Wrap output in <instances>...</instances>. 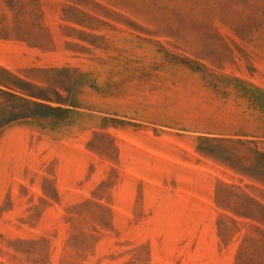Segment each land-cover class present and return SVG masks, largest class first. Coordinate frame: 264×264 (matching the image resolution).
<instances>
[{
  "label": "rangeland",
  "instance_id": "374dc122",
  "mask_svg": "<svg viewBox=\"0 0 264 264\" xmlns=\"http://www.w3.org/2000/svg\"><path fill=\"white\" fill-rule=\"evenodd\" d=\"M0 264H264V0H0Z\"/></svg>",
  "mask_w": 264,
  "mask_h": 264
},
{
  "label": "trees",
  "instance_id": "16d2710c",
  "mask_svg": "<svg viewBox=\"0 0 264 264\" xmlns=\"http://www.w3.org/2000/svg\"><path fill=\"white\" fill-rule=\"evenodd\" d=\"M35 105H36V106H38V107H41V108H47V109H50V110H54L53 108H51V107H48V106H46V105H41V104H38V103H36ZM59 110H61V109H59ZM220 140H222V139H220ZM235 142H237V143H247V142H252V141H246V140H244V141H242V140H236Z\"/></svg>",
  "mask_w": 264,
  "mask_h": 264
}]
</instances>
